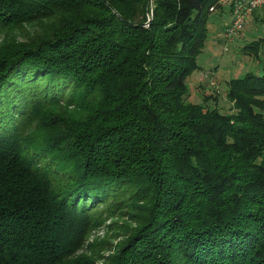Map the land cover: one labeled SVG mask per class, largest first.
<instances>
[{"label": "trees", "instance_id": "trees-1", "mask_svg": "<svg viewBox=\"0 0 264 264\" xmlns=\"http://www.w3.org/2000/svg\"><path fill=\"white\" fill-rule=\"evenodd\" d=\"M147 1L0 0V264H67L117 215L103 264H264V66L225 113L186 84L211 13L231 42L264 5L228 34V0Z\"/></svg>", "mask_w": 264, "mask_h": 264}, {"label": "rangeland", "instance_id": "rangeland-1", "mask_svg": "<svg viewBox=\"0 0 264 264\" xmlns=\"http://www.w3.org/2000/svg\"><path fill=\"white\" fill-rule=\"evenodd\" d=\"M147 3L150 9V13L147 14L148 21L151 19L154 0H148ZM222 7L226 8L225 6ZM260 15L264 16V10L260 9L259 17L261 18ZM229 20L230 17L227 12L217 11L211 13L207 25L208 37L202 52L197 57L199 70L193 72L186 79L189 102L201 104L204 96H213L217 93V98L207 103V106L216 108L221 113L227 112L226 109L229 107V103H226L227 82L247 73L260 74L264 66V41H262L258 59L243 51L249 43L264 39V23L251 17L241 34L228 42L222 34V26ZM38 29H40L38 24H32L31 26H25L23 29H13L7 33L9 36H13L14 40L23 42L28 40V36L36 33ZM2 41L3 36L0 35V42ZM224 47L227 49L225 50ZM128 219L130 218L127 215L124 217L117 215L111 219L106 218V222L93 230L87 238L86 244H90V246L77 252L67 264H103V257L111 253L109 251L110 247L114 248V245L122 239V236H119L122 234V229H119V226L123 223H130ZM113 222L116 224L113 225ZM100 244L102 245L98 246ZM101 255H103L102 258H100ZM80 257H83V259ZM84 259H87V261ZM90 261L93 263H90Z\"/></svg>", "mask_w": 264, "mask_h": 264}, {"label": "built area", "instance_id": "built-area-1", "mask_svg": "<svg viewBox=\"0 0 264 264\" xmlns=\"http://www.w3.org/2000/svg\"><path fill=\"white\" fill-rule=\"evenodd\" d=\"M231 5V28L227 31L231 34L240 29L246 16L252 9L259 8L264 5V0H228Z\"/></svg>", "mask_w": 264, "mask_h": 264}]
</instances>
